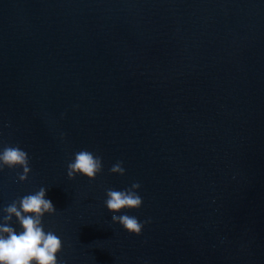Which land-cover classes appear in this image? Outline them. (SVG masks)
Here are the masks:
<instances>
[{
  "label": "water",
  "instance_id": "95a60500",
  "mask_svg": "<svg viewBox=\"0 0 264 264\" xmlns=\"http://www.w3.org/2000/svg\"><path fill=\"white\" fill-rule=\"evenodd\" d=\"M6 145L31 172L0 171V210L46 188L59 264H264V0H0ZM133 182L140 235L105 205Z\"/></svg>",
  "mask_w": 264,
  "mask_h": 264
},
{
  "label": "clouds",
  "instance_id": "9594fccd",
  "mask_svg": "<svg viewBox=\"0 0 264 264\" xmlns=\"http://www.w3.org/2000/svg\"><path fill=\"white\" fill-rule=\"evenodd\" d=\"M122 161H117L109 169L110 173L125 174ZM22 169L17 173L19 182L27 180L31 172L28 153L19 146L6 145L0 148V171ZM103 171L102 158L88 150L74 153V159L67 164V177L75 179L77 175L96 178ZM138 182L124 190L106 189V208L113 213L112 223H118L130 234L140 235L145 223L136 216L116 215L123 209H139L142 197L136 191ZM47 189L41 187L37 192L25 195L4 207L0 216V264H59L57 255L62 251V240L53 231H45L42 218L45 214H54L57 210L51 200L46 199ZM15 217L21 231L10 226Z\"/></svg>",
  "mask_w": 264,
  "mask_h": 264
}]
</instances>
